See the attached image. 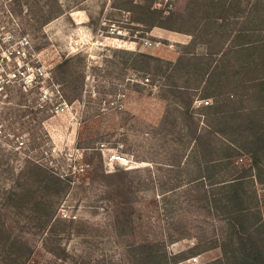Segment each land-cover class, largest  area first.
Returning <instances> with one entry per match:
<instances>
[{
	"label": "rangeland",
	"instance_id": "374dc122",
	"mask_svg": "<svg viewBox=\"0 0 264 264\" xmlns=\"http://www.w3.org/2000/svg\"><path fill=\"white\" fill-rule=\"evenodd\" d=\"M142 5L149 0H0V37L27 35L52 77L36 92L13 87L0 117V264H152L140 245L150 240L160 241L162 264H227L228 224L210 206L219 192L213 145L223 137L204 130L215 118L199 102L216 98L205 96L202 57L219 51L218 91L252 93L247 85L264 74L261 48H228L264 35V0H154L169 27L137 21ZM179 57L172 72L164 60ZM187 84L192 96L178 87ZM245 97L224 113L257 111L254 129L264 133V101ZM232 124L227 135L237 139ZM195 127L206 149L195 147ZM238 163L264 218V160L256 170L249 154L235 156L225 170ZM35 164L68 177L61 196L37 180ZM18 235L30 257L3 242Z\"/></svg>",
	"mask_w": 264,
	"mask_h": 264
},
{
	"label": "trees",
	"instance_id": "16d2710c",
	"mask_svg": "<svg viewBox=\"0 0 264 264\" xmlns=\"http://www.w3.org/2000/svg\"><path fill=\"white\" fill-rule=\"evenodd\" d=\"M153 2L154 0H149V5L147 7H144L143 5L140 6L144 11L145 18L139 17L137 21L142 23L146 22L149 26L169 27V25H165L166 19L161 15L164 9L153 7ZM261 18L262 19L260 21L263 24V27L261 28L262 34V32L264 33V7ZM246 31L245 35L248 36L250 29L247 28ZM258 48H261V56L263 54L264 57V35L256 41L246 40L242 43H234L228 48V53L243 51L248 54V50ZM213 53H219V51L207 53L205 57H202L204 61L209 59L210 62L206 63L207 69L203 73L202 81L204 84L209 85L205 96H214L216 101L215 103H212L211 101L210 104L202 106L206 111L211 113L212 118H220L219 121H215L214 119L212 124L211 121H209L212 119L208 118L207 125L204 130H207L206 132L209 136L213 135L218 138L223 137V139L219 138L221 140L219 144L213 145L215 155L211 158V161H213L212 166L214 169H217L214 173L211 185L218 186L219 192L213 194L210 199V206L218 216L224 217L226 223L228 224V240H226L224 245H222L224 258H222V260L218 259L220 261H225L227 264H264V218L261 213L260 205L258 203H250L248 201V191L245 187L247 170H245L243 163L235 165L232 172L225 170V165L229 162L230 158L235 156L237 158H242L243 154H249L251 158V169L253 168L257 170L261 168L260 166L264 160V133L254 129V126L258 121V118H256L258 113L257 111H254V113L252 111L245 117L242 116L243 114H238V117L234 114L230 117L224 113L227 102H231L233 100L234 102H243L246 100L245 95H250L249 100H254V98H256V100L260 99L264 101V74L253 78L251 84L247 85V87L252 90V93L250 94L244 92L242 94L239 93L237 97H235L232 92L224 93L223 90L222 92L218 91V85L216 82L221 83V75L216 72L217 64L212 66V61L213 59L215 60V58H213ZM187 54L192 56L195 53L193 51H188ZM190 59L194 58L190 57ZM219 60L220 59L216 60L217 63ZM180 61L181 57H179V60L175 61L170 59L164 60L165 63L172 67V72L178 70ZM241 61H243V59H241ZM249 62L250 59L245 58L243 63H241L249 64ZM178 87L180 90H184L192 96L190 91H193L194 86L187 84ZM192 101L193 99L191 98L189 102H186V113H190L191 116L192 112L190 111V106L192 105ZM239 108L240 107H237L236 109L238 110ZM233 119L235 121H232ZM232 122L235 123L232 124ZM227 124H232V132L238 135L237 139H231L227 135L229 133L225 126ZM204 137V131H198V128L195 127L194 138L196 140V148L199 149V147H203L206 149L203 144ZM241 137L242 141H240ZM35 167H37L38 171L37 180L43 183L47 178L50 180L49 185L46 186L49 192L53 193L55 196H61L64 188L63 182L67 180L68 177L63 178L62 175L54 169H52L51 174L48 172L47 167L45 168L40 164H35ZM46 172L49 173V175H46ZM52 188L55 190L53 191ZM36 204L40 207L46 206L45 201L39 203L36 202ZM54 210L56 211V209L51 211V214L45 220V223L50 221L54 215ZM3 242L5 244H7V242L11 243L10 245L7 244L11 248L12 245H18V259L19 257L22 258L24 256L30 257L33 251L29 244L22 239L20 235H18V238L15 237L13 240L7 239ZM140 245L142 247L141 254L146 262L148 260L152 264L163 263L164 257L159 248V240H150Z\"/></svg>",
	"mask_w": 264,
	"mask_h": 264
},
{
	"label": "built area",
	"instance_id": "2783aa9c",
	"mask_svg": "<svg viewBox=\"0 0 264 264\" xmlns=\"http://www.w3.org/2000/svg\"><path fill=\"white\" fill-rule=\"evenodd\" d=\"M119 31L114 27L110 33ZM145 45L159 44L148 38L143 39ZM39 55L33 49L29 37H18L8 31L0 37V117L4 104L13 87H18L25 92H36L39 84L52 79L46 66L40 63ZM41 94V93H40ZM48 95V90L43 94ZM211 99H201L199 105L210 104ZM121 159L120 155L115 156Z\"/></svg>",
	"mask_w": 264,
	"mask_h": 264
}]
</instances>
